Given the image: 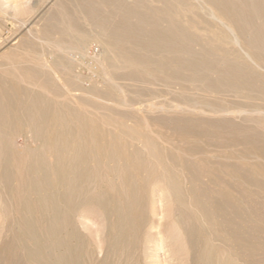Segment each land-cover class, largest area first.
Here are the masks:
<instances>
[{"label": "bare ground", "instance_id": "bare-ground-1", "mask_svg": "<svg viewBox=\"0 0 264 264\" xmlns=\"http://www.w3.org/2000/svg\"><path fill=\"white\" fill-rule=\"evenodd\" d=\"M193 1L196 3V7L205 9L204 11H206V9L209 10V16L217 21L224 28V30H226L225 32L228 31V33H230L231 37L227 42L228 44H225L226 41H222L224 43H222L219 48L227 52L229 51V48H231V51L234 50L235 52L239 53L241 58V62L231 61V63H228V61L223 60L222 62H218L217 64L215 62V59H213L216 56L207 55L209 53L201 50L200 48L201 52L203 51L204 53L202 52L203 54H201L199 59L200 61L197 62L198 64L200 63L207 65V62H211V64L208 65L217 64L216 69L219 71L220 76L217 77L218 79L214 77L216 78L214 80V83L207 84V78L205 76L209 71L200 70L198 68L199 65L194 66V62L189 58V56L191 57V54L193 53V46L195 45L194 43L195 41L197 42L195 36L193 34H190L191 32H189L190 30H192L191 27H189L191 28L189 30L185 27L180 26V24L173 23V26L171 25L172 27L170 26L171 28L167 29L166 32L169 33L171 37L170 40H160V43H158L159 40L156 41L157 39L155 38L150 43H145L147 44V47L154 45L157 48L171 50L170 52H168L167 60L172 63L174 62V65L176 66L184 65V69L181 68V70L183 69V71H185V69H187L186 72L188 71L189 74L185 73L186 75H184L183 77L177 75L178 70L176 72H172L170 70H168V72L170 71L169 73L165 72L166 68L164 70L162 65L164 61H162V63L160 64L159 62L153 60V58L150 56L152 53H149L150 51L144 49L145 47L142 48V50H144L141 51L140 46H143L144 44L142 38L146 32L151 35L152 33L157 34L156 32L160 33L159 30L156 31V29L154 30V28L153 31L149 32L147 27L148 23L146 24V19L150 18L155 20L154 13L160 11H157L156 7H154V3H164L162 5L166 4V7L176 9L179 14L184 13L185 15H189L191 13V11L189 10L191 9L189 7L190 3L184 4L183 0H151L152 7L147 6L146 0H57L54 3V6L50 7L51 9L44 15V25L41 29H36L35 27L34 28L36 30L28 28L26 38L25 35H23L24 38L19 41H15L14 47H12L9 52H2L4 54L0 56L4 62L3 64H0L1 177L4 178V180L6 179L9 183V190L13 198V202H11V205L13 204L14 210L17 212V214L21 215L26 210L30 211L37 205L40 208H42L43 206H48L56 212L51 216L52 220L49 223H44L42 218H36L37 221L33 222V224H30L25 219H22L21 224L27 231L43 229L46 232H53L57 231L63 226H71L74 218L72 213L75 207L87 202L89 203L97 200L102 201L101 199L105 195L96 194L94 186L96 184V178L103 175V173L107 171L117 173L120 177L124 175L129 178L128 180L134 181L138 179L136 170H141L144 167L145 173H147L145 175V180L154 179L156 181H163L164 183H171L172 175L170 171L171 169L176 171L177 168L175 159L172 158L171 160L168 152L171 151L172 154L175 153V157L177 158V160L181 158L180 155L182 154V152L179 148H176L174 146L175 142H173L174 144L171 143L173 140L169 141L167 140V138L165 139L166 135H164L163 137L161 130L163 128H167V130L173 129L174 132H183L185 129H183L182 131V125L185 126L184 122H186L184 118L192 116V118H209L211 121L212 118L223 120H238V122H240V127H242L241 129L246 132V137L244 140L247 143H250V145L254 144L255 148L259 149L261 152L264 151V144L261 145L262 143H260L259 146L256 145L257 141H254V138V140H250L252 136L264 137L263 108L247 109L246 107H237V105L235 106V108L224 109L222 108L223 106H221V108L217 107V109H215L213 107L209 109L207 108V105H205L207 107H205L204 105L202 107H199V104L201 103L193 105L185 101L183 103L171 102L172 104L169 103L170 105H164L165 103L156 105L154 104V102L153 104H147L146 107H144V105L142 104L144 102H142L141 104L143 105V107H135L134 99L141 94H139L138 92L132 93L131 88H140L139 85H143L146 88H150L152 86L155 87L157 83L161 84V82L158 81H162L164 83L163 85H165V88L167 86L170 90H173L174 88L176 89L178 85L181 86V79L184 80V85L187 84V89L188 87H190L191 89H198V86L199 88L204 89L202 90L203 92L201 90V92L197 91L200 94L206 92L205 94L208 95L209 93L210 96V94L212 93L214 95L213 89H217V91L218 89H221L222 91L225 89L224 91L226 92V94H228L227 91H231L235 95L234 97H238L236 100H240V93L245 89V87H248L256 88V90L260 93V96H263L264 99V90L259 87V82L256 81V77L259 76L258 74H260L261 78H264V24L260 26L257 22L259 26L255 28L253 32L250 30L252 33V37H246L244 31H248V29H245L246 23L244 20L240 19L241 17H239L240 15L238 13L234 12L235 10L231 9L230 11L225 12L226 14L228 13L227 16H229V18H227L224 12H219V9L217 10L215 8V6L219 4L221 0L218 3L216 0ZM242 1L243 0L239 2ZM239 2L236 3L240 4ZM244 2V7L248 6L250 9V14L254 15L256 19L257 15L260 14L259 17L261 16L263 12H261V9H259V1L257 2L256 0H244ZM222 3L224 2H221L220 4ZM231 3L232 1L229 4ZM7 6L14 10V12L19 13L20 11V5L13 6L12 4H10ZM107 6L109 7V10H106L104 8ZM220 7L222 8V6H219L218 8ZM233 8L236 9V11H240V9H237L239 7L235 8V6H233ZM241 8H243V6ZM79 13L82 14V19L76 17L77 15H79ZM162 13L160 14L161 16L164 15H162ZM201 14L206 16L205 12ZM201 18L202 17H200V20H202ZM248 18L249 14L247 17V21ZM20 19L22 20V18ZM261 20L259 22H261ZM149 21L151 22V20ZM153 22L154 21L152 20V23ZM22 23L23 24H19L27 29L29 23H24L23 20ZM151 26L154 27L155 25L152 24ZM206 40H208V38H206ZM93 43L97 45L98 51L94 54H89V49L91 48V45ZM227 45H230V47H227ZM37 47H40V51L37 50ZM209 50L214 51L215 49H213L212 47ZM145 51H147L150 55H146L147 52L144 53ZM182 53H184L186 57L188 56L187 58L189 59L184 58V56L181 55ZM161 55L163 56V54ZM79 57H81V60L79 59ZM156 57L154 56V59ZM217 57L219 58V56ZM234 57L236 58V56ZM220 59H222V57H220ZM225 60H227V58ZM73 65L85 67L90 70L89 79L93 83V87L90 91H87L86 89V91L81 90V88L74 90L72 88V84H74L75 82H81V80L78 78L76 80L71 78ZM2 66H7V68L4 67L6 69H3ZM213 74L216 75L215 73H212V75ZM84 77H86V75ZM75 91H79V93L77 94L75 93ZM193 91V93L196 92L195 90ZM141 93L143 92L141 91ZM171 93L172 92H170V94ZM248 93L250 92L248 91ZM229 94L231 93L229 92ZM253 94H255V92ZM217 95H219V93ZM196 96L197 95H195L194 97ZM180 97L181 96H179V98ZM189 97L191 99L194 98L193 95ZM189 97L188 99H190ZM224 97L228 98L229 96ZM182 99L180 101H182ZM197 99H199L198 96ZM232 99L233 97L231 98V100ZM244 101L248 100L246 99ZM203 102L205 103V101ZM258 102L260 104V100ZM196 103L198 102L195 101L194 104ZM254 116H257L258 118L256 124L252 121V118ZM192 120H194V118ZM251 121L256 125V128H254V130L247 128L248 126L246 125V123L250 124ZM110 122H119L120 126L129 130V132L131 131L132 134L129 135V140H133L136 137L137 139L135 140L138 142V144H140V150L128 151L126 148L119 147L118 145L120 144H117V142H115L114 140L110 142L105 141L103 143L97 141V137L102 131V128L100 129L99 125L101 124V126H105L110 124ZM219 123L223 124L221 122ZM117 126L118 125H116V127ZM114 127L115 125L113 126V128ZM230 129L231 128H229V130ZM238 131H240V129ZM133 132H144L146 136L144 139H142L141 137H137V134ZM122 133L123 132H120V135ZM102 135L104 136L103 133ZM19 138H21L20 141H22V143H19ZM194 140L197 139L194 138ZM30 141H32L33 143L29 144ZM221 142H223V140H221ZM205 143L207 144L206 141ZM123 144H126L124 140ZM228 150L230 151L232 149L228 148ZM183 151H185L184 148ZM140 152H143L149 157L147 163L148 165H144V163L141 162ZM233 153H235V151ZM103 154H105L104 156H106L109 160L108 163L113 162L115 163V165L109 166L107 171V168L104 169L105 171L103 170V168H98L97 164L92 168L90 166L91 162H98L99 158H101ZM172 154L170 156H172ZM212 155L213 154L210 155L211 158H213ZM249 161L251 162V160ZM120 162H124V164H120ZM189 162V165L192 168V172H194L193 176L190 177V179L197 182L202 178V170H200V167L193 165V162L191 160ZM156 165H159V167L161 166V168L159 169V167H157ZM261 167L263 166L261 165ZM177 172L181 174L183 171L182 169H180L177 170ZM188 175L190 176V174ZM217 176L219 177V174ZM184 179L187 178L184 177ZM76 180L77 183L78 180H81L82 183L77 184ZM139 181L140 180L138 179V182ZM206 181L208 182V180ZM57 185L64 187V191L62 193H59L60 196L56 195L54 193L55 191L50 192V189ZM110 185L111 187H114V182L112 184L110 183ZM123 189L126 188L123 187ZM253 192L255 193V191ZM28 194L38 195V202L36 204H34V201H31V203L29 201L26 202L25 197ZM243 194H245V192H243ZM135 196L137 197L136 193H133V197ZM24 201L26 202V207L22 206ZM60 203H63V212L61 211V209H59V205H61ZM179 204H181V202ZM134 207L135 206H132L130 203L129 205H127V207H123L122 210H118H121L122 214L125 217H128L132 215L131 213H133ZM138 207L140 206L138 205ZM10 209L11 212L12 207ZM129 239L130 238H128V240ZM70 260H72V256H66V258L59 260V264H64V262L65 264H69Z\"/></svg>", "mask_w": 264, "mask_h": 264}, {"label": "rangeland", "instance_id": "rangeland-1", "mask_svg": "<svg viewBox=\"0 0 264 264\" xmlns=\"http://www.w3.org/2000/svg\"><path fill=\"white\" fill-rule=\"evenodd\" d=\"M56 1L57 0H0V55H3L5 52H9L11 48L14 47L15 41H19L24 38L23 35H25L26 38L28 28L41 29L44 25V15L51 9L50 7L54 6V3ZM146 1L147 6L152 7L151 0ZM216 1L217 3L220 2V0ZM229 1H232V5L229 4ZM235 1L221 0V2L224 3L220 4V2L219 4H217L218 6H215V8L217 10L219 9V12H224V14H226L225 12H228L231 9L235 10L234 12L238 13L240 15L239 17H241L240 19L244 20L246 23L245 29H248V31L244 30L246 37H252L251 31L253 32V30L259 25L261 26L264 24V0H256L257 2L259 1V9H261V12H263L260 16L261 18L259 17L260 14L257 15L258 20L254 17V15L250 14V9L248 6L244 7V0L242 2H239L241 0L236 1L240 4L236 3ZM183 2L184 4H191H189V7L192 10L189 9L191 11L189 15H185L184 13L179 14L176 9L168 8L166 7V4L162 5L164 3H154V7H156L157 11H160H156L157 13H154L155 20L150 18L146 19V24L148 23L147 27L149 32L153 31L154 28V30L156 29V31L159 30L160 33L156 32L157 34L152 33L151 35L146 32L142 38L144 44L143 46H140L141 51H143L144 49L150 51L149 53H152L151 55L148 54L147 51H145L144 53L147 52L146 55H150L153 60L159 62L160 64L162 63V61H164L162 65L164 70L166 68L165 72H176L178 70L177 75L183 77L184 75L189 74L188 71V73L186 72L187 69L183 71L184 65L176 66L174 65V62L172 63L167 60L168 52H170L171 50L157 48L154 45L147 47V44L145 43H150L155 38L157 39L156 41L159 40L158 43H160V40H170L171 37L169 33L166 32L167 29H170L173 26V23L180 24V26L185 27L189 30L192 28V30H190L189 32H191L190 34H193L195 36L197 42L195 41L194 43L196 46L193 44L194 48L193 53L191 54L192 58L190 56L189 58L194 62V66L199 65L198 68L200 70L209 71L205 76L207 78L206 83H214V80L218 76H220L219 71L216 69L218 62H222L223 60L228 61V63H231V61L241 62L240 55L233 49V51H231V48H229L228 52L219 48L222 43L226 41V44L228 42L231 35L230 33H228V31L225 32L226 30H224V28L217 21L209 16V10L206 9V11H204L205 9L196 7V3L193 0H183ZM10 4H12L13 6L20 5L19 13L14 12V10L7 6ZM240 5L241 7L243 6V8H241ZM219 6H222V8L224 9H222L221 7L218 8ZM233 6H235V8L239 7L237 9H240L241 12L239 10L236 11ZM104 8L106 10H109L108 6ZM204 12L206 13V16L201 14ZM161 13L162 15L164 14V17L160 15ZM247 13L249 14V22L247 21ZM227 15L228 13L226 14V17L229 18V16ZM76 17L82 19V14L79 13V15H77ZM200 17H202V20H200ZM20 18H22L24 23H29L27 29L19 24H23ZM259 19H262L261 22H259ZM149 20H151V22ZM152 20L154 21L153 23ZM257 22L259 23V25L257 24ZM152 24L155 26H151ZM221 32L225 35H223ZM205 37L208 38V40H206ZM197 46L201 47H199L198 49ZM228 46L230 47V45H227V47ZM212 47L213 49H215L214 51L209 50ZM142 48L144 49L142 50ZM200 48L201 50L208 52L209 54L207 55L216 56L215 58L212 57L217 63L214 64L215 66L208 65L211 64V62H207V65L197 63L200 61L199 59L201 54L204 53L203 51V53L201 52ZM37 50L40 51V47H37ZM97 51V45L93 43L91 45V48L89 49V54H94ZM154 51H157L158 53ZM160 53L163 54V56ZM181 55L184 56V58L188 57H186L184 53H182ZM233 55L236 56V58ZM154 56L157 57L154 59ZM217 56H219V58ZM220 57H222V59H220ZM226 58L227 60H225ZM79 59L81 60V57H79ZM3 62L4 61L0 56V64H3ZM4 67L7 68V66H2L3 69H6ZM181 68L183 69L181 70ZM72 70L73 71L71 74V78L74 80H76L77 78L81 80V82H75L74 84H72V88L74 90L81 88V90L86 89L87 91H90L93 87V83L89 79L90 70L77 65H73ZM168 70L170 71L168 72ZM212 73H215L217 76L214 74L212 75ZM85 75L86 77H84ZM258 75L259 76L256 77V81L259 82V87L264 90V86H262L264 85V78H261L260 74ZM158 82H161L162 84L161 85L157 83L156 86L158 88L156 86L146 88L143 85H139L140 88L137 89H135V87L131 88L132 93L138 92L139 94H141L134 99L136 108H141V106L143 107V105L144 107H146L147 104H153L154 102V104L156 105H161V103H165L164 105H170L174 102L183 103L185 101L193 105L201 103L202 105L199 104V107L207 105L208 107H205L209 109L213 107L217 109V107L221 108V106H223L222 108L224 109H228L235 108V106L237 105V107H246L247 109H264L263 96H260V93L256 90V88L245 87V89L240 93V100H236L238 97H234L235 95L231 91H227L228 94H226V92L224 91L225 89L223 91L221 89H218V91L217 89H213L215 97L218 96L215 99L213 93L210 94L211 97L209 96V93L208 95L205 94L206 92L202 94L198 93L200 90H204L199 88V86L197 87L198 89H191L190 87H188L187 89V84L184 85V80L182 79L181 86L178 85L176 89L174 88L173 90H170L167 86L165 88V85H163L164 83L162 81ZM177 90L182 91L179 92ZM193 90H195L196 92L193 93ZM141 91L143 93H141ZM248 91L250 93H248ZM170 92L174 94H170ZM215 92L217 94L219 93L220 96ZM229 92L231 94H229ZM254 92L255 94H253ZM75 93L78 94L79 91H75ZM191 95H193V97L197 95L199 99H197V96L194 98L192 97L193 99H191L189 97ZM230 95L231 98L233 97L232 100L230 98ZM140 96L142 97V99ZM179 96L181 97L179 98ZM224 96L229 97L227 98ZM188 97L190 99H188ZM245 98L248 101H244L246 100ZM181 99L182 101H180ZM200 99L205 101V103ZM155 100L159 103H157ZM166 100L168 104L166 103ZM259 100L261 105L258 102ZM195 101L198 103L194 104ZM193 118L194 120H192ZM193 118L192 116L184 118L186 122H184L185 126L182 125V131L183 129H185L186 131L184 130L183 132H174L173 129L167 130V128H163L161 130L163 137L164 135H166L165 139L167 138V140L169 141L173 140L171 143L175 142L176 145L173 143L174 146L176 148H179L182 152V154L180 155L181 158L178 160L175 157V153L172 154L171 151L168 152L170 159H175L177 170L182 169L183 171L181 174H179L177 170L174 171L171 169V183H164L163 181H156L154 179L145 180V175L147 173H145L144 167L141 170H136V175L140 180L139 182L138 179L130 181L128 180L129 178L124 175L120 177L117 173L108 172V167L115 165V163H108L109 160L106 156H104L105 154H103L101 158H99V161H96L97 163L93 161L91 162L90 166L93 168L97 164V167L100 169L103 168L104 170L107 168V172L96 178V184L94 186L96 194L105 196L101 199L102 201L97 200L94 202H87L75 207L72 213L74 217L72 225L67 227L63 226L57 231L46 232L43 229L27 231L23 227V225L21 224L22 219H25L28 223L33 224V222L37 221V219L42 218L44 223H49L52 220L51 216L56 212L48 206H43L44 208H40L37 205L30 211L26 210L21 215L17 214V212L14 210L13 204L11 205V202H13V198L9 190V183L6 179L4 180V178L1 177L0 173V264H59V260L66 258V256H72V260H70L69 264H218V262L219 264H225V262L226 264H264V151L261 152L259 149L255 148L254 144L250 145V143H247L244 140L246 137V132L241 129L242 127H240V122H238V120H223L212 118L211 121L209 118ZM257 119V116H254L252 118V121L256 124ZM252 121L250 122V124L246 123V125L248 126L247 128L254 130V128H256V125ZM219 122L223 123L224 125L220 124ZM119 124V122H110V124L105 126H101L100 124L99 126L100 129L102 128L101 132L104 134V136L100 132L97 137V141L103 143L105 141L110 142L114 140L115 142H117V144H120L118 145L119 147L126 148L128 151L140 150V144H138V142L135 140L137 138L135 137L133 140H129V135L132 134V132H129V130L123 128ZM114 125L115 127L113 128ZM116 125L118 126L116 127ZM229 128L231 129L229 130ZM239 129L240 131H238ZM115 131H117L118 133ZM120 132L123 133L120 135ZM133 133L137 134V137H141L142 139H144L146 136L144 132ZM194 138H196L197 140H194ZM20 140L21 138H19V143H22V141ZM123 140L126 143L125 145L123 144ZM221 140H223V142H221ZM250 140L257 141L256 145L259 146L260 143H262L261 145L264 144V137L252 136ZM205 141L208 145L205 143ZM32 143V141L29 142V144ZM183 148L185 151H183ZM228 148L232 150L229 151ZM208 149L211 151H209ZM234 151L235 153H233ZM140 153L141 162H143L144 165H148L147 163L149 157L143 152ZM171 154L172 156H170ZM211 154H213V158H211ZM187 156L190 158H188ZM190 160L193 162V165L200 167V170H202V178L197 182L190 179V177H192L194 173L192 172V168L189 165ZM249 160H251V162ZM120 164H124V162H120ZM261 165L263 167H261ZM156 166L159 167V165ZM160 168L161 166L159 167V169ZM188 174H190V176ZM218 174L219 177L217 176ZM184 177L187 179H184ZM185 180L187 181V183ZM206 180H208V182ZM113 182L114 187H111L110 183L112 184ZM81 183L82 181L78 180L77 184ZM132 184L134 185V187ZM123 187L128 189H123ZM52 189H50V192L55 191L54 193L58 196H60L59 193H62L64 191V187L60 185L52 187ZM169 189L171 192L169 191ZM242 191L245 192L246 195L243 194ZM253 191H255V193ZM133 193H136L137 197H133ZM38 199L39 196L36 194H28L25 197L26 202L29 201L31 203V201H34V204L38 202ZM25 201L22 204L23 207H26ZM180 202L181 204H179ZM130 203L132 206H135L133 213H131V217H125L122 214L121 210L123 207H127V205H129ZM138 205L140 207H138ZM11 207L13 213L12 211L10 212ZM59 209H61V211L63 212V203L59 205ZM129 218L131 221L129 220ZM127 237L130 239L128 240Z\"/></svg>", "mask_w": 264, "mask_h": 264}]
</instances>
